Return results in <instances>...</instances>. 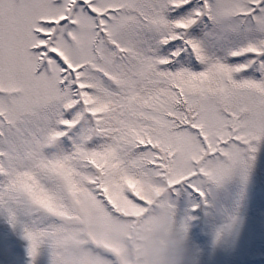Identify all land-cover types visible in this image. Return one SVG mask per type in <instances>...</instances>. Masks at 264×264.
Here are the masks:
<instances>
[{
  "label": "snow or ice",
  "instance_id": "obj_1",
  "mask_svg": "<svg viewBox=\"0 0 264 264\" xmlns=\"http://www.w3.org/2000/svg\"><path fill=\"white\" fill-rule=\"evenodd\" d=\"M261 143L264 0H0V216L29 264H143L148 217L188 235Z\"/></svg>",
  "mask_w": 264,
  "mask_h": 264
},
{
  "label": "rangeland",
  "instance_id": "obj_2",
  "mask_svg": "<svg viewBox=\"0 0 264 264\" xmlns=\"http://www.w3.org/2000/svg\"><path fill=\"white\" fill-rule=\"evenodd\" d=\"M213 200V214L201 215L189 228L193 264H264V143L248 180L234 177L213 193ZM233 216L235 226L217 242V228ZM27 244L0 216V264H29ZM37 264H50L46 245Z\"/></svg>",
  "mask_w": 264,
  "mask_h": 264
},
{
  "label": "clouds",
  "instance_id": "obj_3",
  "mask_svg": "<svg viewBox=\"0 0 264 264\" xmlns=\"http://www.w3.org/2000/svg\"><path fill=\"white\" fill-rule=\"evenodd\" d=\"M139 255L143 264H193L194 259L188 235L175 226L166 209H158L148 217Z\"/></svg>",
  "mask_w": 264,
  "mask_h": 264
}]
</instances>
